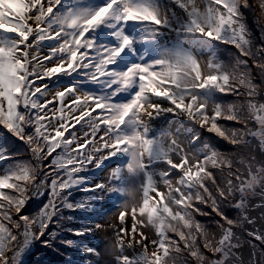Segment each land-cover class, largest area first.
<instances>
[{
	"label": "snow or ice",
	"instance_id": "obj_1",
	"mask_svg": "<svg viewBox=\"0 0 264 264\" xmlns=\"http://www.w3.org/2000/svg\"><path fill=\"white\" fill-rule=\"evenodd\" d=\"M37 244L264 264V0H0V264Z\"/></svg>",
	"mask_w": 264,
	"mask_h": 264
},
{
	"label": "trees",
	"instance_id": "obj_2",
	"mask_svg": "<svg viewBox=\"0 0 264 264\" xmlns=\"http://www.w3.org/2000/svg\"><path fill=\"white\" fill-rule=\"evenodd\" d=\"M20 150L22 152H27V149L24 145L20 144L19 142H16L14 146V150ZM26 158V157H24ZM102 180V179H100ZM79 198L82 194H76ZM43 201H36L33 202L28 211L30 213L38 211L39 207L42 206ZM66 215H76L79 216L80 213H71L66 212ZM71 239H83L85 242H89L93 237H84V238H75V237H69ZM69 257L71 260L80 262L82 260V256L80 253L77 252H70ZM28 264H65V259L63 256H58L57 254L53 253L51 250L44 249L41 245L37 244L35 247V250L32 255L27 257Z\"/></svg>",
	"mask_w": 264,
	"mask_h": 264
},
{
	"label": "rangeland",
	"instance_id": "obj_3",
	"mask_svg": "<svg viewBox=\"0 0 264 264\" xmlns=\"http://www.w3.org/2000/svg\"><path fill=\"white\" fill-rule=\"evenodd\" d=\"M103 178H104L103 175H98L96 177L97 180H100ZM101 222H105V221H101ZM108 235L109 234H107V233H97L95 238H92L91 240H89V242H94L95 244H101V240Z\"/></svg>",
	"mask_w": 264,
	"mask_h": 264
}]
</instances>
